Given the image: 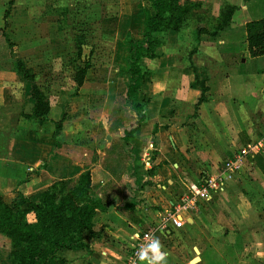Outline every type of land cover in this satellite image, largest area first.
Here are the masks:
<instances>
[{
  "label": "crops",
  "instance_id": "obj_1",
  "mask_svg": "<svg viewBox=\"0 0 264 264\" xmlns=\"http://www.w3.org/2000/svg\"><path fill=\"white\" fill-rule=\"evenodd\" d=\"M119 1L123 9V0ZM129 1L134 3L133 12L122 10L111 33L117 35L114 57L123 40L142 34L144 29V14L138 5L147 7L146 0ZM191 1L211 9L209 17L204 16L208 19L218 16L223 3L236 10L216 36L203 34L198 43L189 30L185 37L169 32L156 48L155 58H142L140 65L150 75L132 95L135 103L144 106L145 119L139 126L126 99L130 77L120 67L116 80L121 78L125 83L118 92L112 89L115 79L111 84L86 80L79 87L74 73L70 80L73 91L67 96L61 90L53 97L51 86L44 82L42 87L36 69L23 60L50 104L46 120L25 118L34 108L31 83L2 65L10 54L7 46H1L2 201L11 206L22 194L37 203L53 182L70 179L73 185L86 171L91 178V195L107 201L106 210L94 216L92 232L85 234V247L60 250L58 264H126L125 253L135 243L138 230L156 226L166 211H173L179 197L187 192L188 183L218 175L222 162L234 151L264 140V55L250 56L245 31L248 22L264 19V0ZM113 2L117 4V0ZM191 25L205 27L208 33L212 30L206 22ZM5 27L0 24V40L4 42L3 33L8 35ZM8 39L11 42L9 35ZM14 87L22 90L15 91ZM75 96L93 105L101 98L106 104L111 98L108 102L120 103L116 107L124 109L133 120L125 121L115 132L111 126L116 108L108 106L107 115L114 117L101 125L102 140L99 135L94 137L95 143L89 148L77 136L78 126L87 119L74 120L77 128L70 134L74 132L76 139L63 129ZM80 109L81 105L74 108ZM59 121L61 131L55 139V123ZM98 122L94 121L96 126ZM136 126L130 145L124 146L129 157L124 173L115 180L104 167L106 150L124 129ZM82 131L85 134L84 128ZM258 155L264 159V148L255 157ZM200 203V214L182 212V227L169 225L165 231L156 232L161 248L168 253L167 264H264V174L254 159L250 171L228 179L224 191L212 201ZM10 252V240L0 234V264H11Z\"/></svg>",
  "mask_w": 264,
  "mask_h": 264
},
{
  "label": "trees",
  "instance_id": "obj_2",
  "mask_svg": "<svg viewBox=\"0 0 264 264\" xmlns=\"http://www.w3.org/2000/svg\"><path fill=\"white\" fill-rule=\"evenodd\" d=\"M146 3L147 7L140 6L144 14L141 38L136 39L130 36L126 39V65L121 67V71L130 77L126 99L130 102V109L137 116V126L145 119L144 106L135 103L132 95L140 90L142 82L150 75V72L140 65L142 58H155L156 48L168 32H176L183 37L186 36L185 31L189 30L198 43L203 34L216 36L228 25L236 10L235 6L223 3L218 9V16L208 19L194 10L195 7L201 6V3L191 0H146ZM207 21L212 26L209 33L205 27L196 25L194 28L191 25L192 22ZM245 31L250 56L264 55V19L248 22L245 25ZM3 37L7 47L12 48L13 44L8 39L7 33L4 32ZM78 51L80 52V46ZM191 52H195V49ZM12 55L10 49V58L14 60L12 68L15 73L31 83L34 108L32 115H24L25 118L46 120L50 109L47 94L37 86L33 72L26 67L23 60L14 59ZM89 68V63L76 67L77 86H82L86 81ZM113 114L115 117L111 128L117 132L128 120V114L121 107H117L116 111L113 110ZM62 121L55 123V139L60 134ZM137 126L124 129L118 138L112 140L106 150L104 167L115 180H119L124 173L129 158L124 151V146L130 145V139ZM254 160L264 174V159L258 155L254 157ZM90 189L91 178L86 171L73 185L70 179L53 182L41 193L37 203L22 194L14 199L11 206L0 198V234L10 240L11 264H58L60 250L83 249L85 234L92 232L96 212L105 211L107 207L106 199L94 198Z\"/></svg>",
  "mask_w": 264,
  "mask_h": 264
},
{
  "label": "rangeland",
  "instance_id": "obj_3",
  "mask_svg": "<svg viewBox=\"0 0 264 264\" xmlns=\"http://www.w3.org/2000/svg\"><path fill=\"white\" fill-rule=\"evenodd\" d=\"M122 6L123 9H120L119 0L116 5L113 0H0V24L4 23L6 26L5 30H8L13 44L12 48H7L8 54L11 49L14 59H22L35 68L40 85L45 87V82L49 87L51 86L53 97H57L61 90L67 96L73 91L74 87L70 84L71 77L76 67L84 66L85 63L90 65L87 81L94 79L99 80L101 84H105V81L111 84L115 79L112 89L118 92L124 88L125 82L120 80L121 78L117 82L116 77L119 76L116 75V71L120 70L119 67L121 68L122 65H126L127 42L126 40L121 42L119 56L117 54L114 57L113 48L117 35L111 33L115 32V22L119 19V13L122 10L133 12L134 3L123 0ZM140 6L141 4L138 5L139 9ZM194 10L198 13L206 12L203 14L205 17H209L208 13L211 12V9L202 6L195 7ZM206 23L208 24V21ZM140 36L141 33L134 34L136 39ZM3 45L7 46L2 38L0 49ZM6 60L8 61H4L2 65L13 70V58ZM14 90L21 91L22 87H14ZM64 100L66 103V98ZM108 100L107 105L102 98L99 104L93 105L86 98L75 96L71 99L70 105H73V108L65 119L63 128L65 134L76 139L74 132L70 134L72 129L77 128L74 120L87 119V122L78 126L80 134L77 136H80L82 142L89 148L95 143L94 137L99 135V141L102 140L104 133L101 125L105 126L109 119L114 117L107 115L106 108L113 105L117 109L116 105L120 104L118 102L112 104ZM78 105H81L82 109L74 110ZM111 111L109 109V112ZM98 120L99 126H96L94 121ZM132 120L133 117L128 116L127 121L132 122ZM98 143V145L102 144V142Z\"/></svg>",
  "mask_w": 264,
  "mask_h": 264
},
{
  "label": "built area",
  "instance_id": "obj_4",
  "mask_svg": "<svg viewBox=\"0 0 264 264\" xmlns=\"http://www.w3.org/2000/svg\"><path fill=\"white\" fill-rule=\"evenodd\" d=\"M264 148V140L259 143H249L238 148L232 155L222 162L221 172L216 176H210L200 183L192 182L187 185V192L183 193L173 207L162 216V220L153 227L138 230L135 235V243L125 253L126 264H147L138 258L139 250L147 246L152 239H156V232L165 231L169 225L180 228L185 219L182 212L200 214L202 205L200 201H212L214 197L225 190V183L244 171H250L251 163L257 153ZM166 256L168 253L161 248Z\"/></svg>",
  "mask_w": 264,
  "mask_h": 264
},
{
  "label": "clouds",
  "instance_id": "obj_5",
  "mask_svg": "<svg viewBox=\"0 0 264 264\" xmlns=\"http://www.w3.org/2000/svg\"><path fill=\"white\" fill-rule=\"evenodd\" d=\"M138 258L141 261H147V264H167L166 254L161 251V245L158 239H152L151 242L139 250Z\"/></svg>",
  "mask_w": 264,
  "mask_h": 264
}]
</instances>
